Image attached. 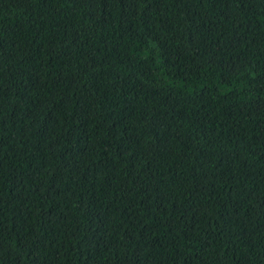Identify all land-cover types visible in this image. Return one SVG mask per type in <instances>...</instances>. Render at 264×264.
<instances>
[{
	"label": "trees",
	"instance_id": "obj_1",
	"mask_svg": "<svg viewBox=\"0 0 264 264\" xmlns=\"http://www.w3.org/2000/svg\"><path fill=\"white\" fill-rule=\"evenodd\" d=\"M0 264H264V0H0Z\"/></svg>",
	"mask_w": 264,
	"mask_h": 264
}]
</instances>
